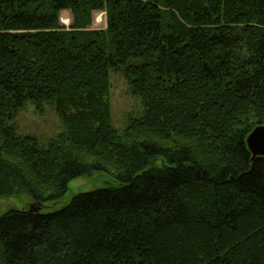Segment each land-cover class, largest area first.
<instances>
[{"label": "trees", "instance_id": "trees-1", "mask_svg": "<svg viewBox=\"0 0 264 264\" xmlns=\"http://www.w3.org/2000/svg\"><path fill=\"white\" fill-rule=\"evenodd\" d=\"M110 71L141 100L121 130ZM28 103L51 140L16 130ZM261 124L264 0H0V197L41 205L0 215V264H264ZM93 172L115 182L40 211Z\"/></svg>", "mask_w": 264, "mask_h": 264}, {"label": "rangeland", "instance_id": "rangeland-1", "mask_svg": "<svg viewBox=\"0 0 264 264\" xmlns=\"http://www.w3.org/2000/svg\"><path fill=\"white\" fill-rule=\"evenodd\" d=\"M91 30L105 29V15L103 11H93L91 13ZM64 20V21H63ZM96 20V21H95ZM59 23L66 28L73 24V17L69 11H62L59 14ZM109 101L112 108V125L121 130L125 127L130 118H134L142 111L141 100L130 91L122 72L110 71ZM18 133L22 136H33L40 142H46L52 139L62 130L61 121L52 108L45 106L42 110H35L31 103L20 109L12 121ZM115 182V179L103 172H93L89 176H81L69 182L66 194L53 203H47L41 209L44 211H55L67 203L80 192H89V190L100 189L106 185ZM34 201L28 200L25 195L0 197V215L9 208L21 209L30 207Z\"/></svg>", "mask_w": 264, "mask_h": 264}, {"label": "water", "instance_id": "water-1", "mask_svg": "<svg viewBox=\"0 0 264 264\" xmlns=\"http://www.w3.org/2000/svg\"><path fill=\"white\" fill-rule=\"evenodd\" d=\"M246 138V147L248 148L249 152L251 153V159L257 156H264V152L260 151V140L261 137L264 136V125L261 124L260 126L255 127ZM41 205L32 203L29 208V211H38Z\"/></svg>", "mask_w": 264, "mask_h": 264}, {"label": "snow or ice", "instance_id": "snow-or-ice-1", "mask_svg": "<svg viewBox=\"0 0 264 264\" xmlns=\"http://www.w3.org/2000/svg\"><path fill=\"white\" fill-rule=\"evenodd\" d=\"M260 151L264 152V136H262L260 140Z\"/></svg>", "mask_w": 264, "mask_h": 264}, {"label": "bare ground", "instance_id": "bare-ground-1", "mask_svg": "<svg viewBox=\"0 0 264 264\" xmlns=\"http://www.w3.org/2000/svg\"><path fill=\"white\" fill-rule=\"evenodd\" d=\"M64 21V20H63Z\"/></svg>", "mask_w": 264, "mask_h": 264}]
</instances>
